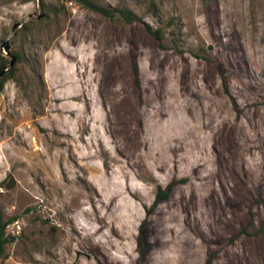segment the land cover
<instances>
[{"label": "rangeland", "instance_id": "obj_1", "mask_svg": "<svg viewBox=\"0 0 264 264\" xmlns=\"http://www.w3.org/2000/svg\"><path fill=\"white\" fill-rule=\"evenodd\" d=\"M93 1L0 0V264H264V0Z\"/></svg>", "mask_w": 264, "mask_h": 264}, {"label": "trees", "instance_id": "obj_2", "mask_svg": "<svg viewBox=\"0 0 264 264\" xmlns=\"http://www.w3.org/2000/svg\"><path fill=\"white\" fill-rule=\"evenodd\" d=\"M75 3H77L79 6L82 8L88 9L92 12L98 13L106 18L113 19L116 16H119L120 19L124 20L125 22L131 24L134 23L138 20L137 16L129 9L126 8H115V9H110L107 8L93 0H72ZM152 34L161 39L162 35L160 31L152 32ZM15 57L17 59L19 58V55L15 53ZM11 63V62H10ZM10 63L4 58H0V74L8 69L10 67ZM16 72V69L13 68L10 72L6 73L4 77L0 80V95L4 89L5 84L14 77ZM135 73H136V86L138 90H141V82L138 76V66L137 64L135 65ZM183 180L182 182H184ZM14 182V181H12ZM14 184V183H13ZM175 186V183H172L170 187ZM170 197V192L169 189H162L160 188L158 191V195L156 198V201L151 209L147 211L148 215H151L152 211L154 208L162 201L168 200ZM16 221V218L10 219L9 221L5 222L3 219V214L2 210L0 208V258L3 257L5 253V249L8 243H10L12 240H14L13 237H9L7 235V226L13 222Z\"/></svg>", "mask_w": 264, "mask_h": 264}, {"label": "water", "instance_id": "obj_3", "mask_svg": "<svg viewBox=\"0 0 264 264\" xmlns=\"http://www.w3.org/2000/svg\"><path fill=\"white\" fill-rule=\"evenodd\" d=\"M18 27H19V25L15 26V29H17ZM4 48L6 50L7 55L10 56V44L8 42L5 43ZM16 59H17L16 57H13V59L10 63V67L0 74V80L4 77V75L6 73L10 72L14 68V66L16 64Z\"/></svg>", "mask_w": 264, "mask_h": 264}]
</instances>
